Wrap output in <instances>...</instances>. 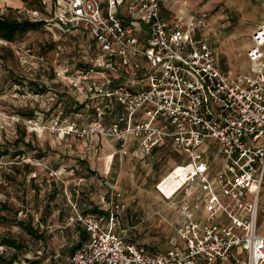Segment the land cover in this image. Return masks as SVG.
I'll return each instance as SVG.
<instances>
[{"label":"built area","instance_id":"1","mask_svg":"<svg viewBox=\"0 0 264 264\" xmlns=\"http://www.w3.org/2000/svg\"><path fill=\"white\" fill-rule=\"evenodd\" d=\"M39 1L49 29L83 42L79 64L62 76L74 111L46 124L40 115L9 119L32 132L110 140L120 157L131 142L143 157L167 146L183 155L170 170L181 180L171 195L163 178L154 187L181 215L169 249L154 253L118 234V201L106 215L72 219L88 239L68 264H264V23L251 34L246 72H235L220 65L204 14L165 20L161 0ZM208 139L221 156L217 173L219 160L202 149Z\"/></svg>","mask_w":264,"mask_h":264},{"label":"rangeland","instance_id":"2","mask_svg":"<svg viewBox=\"0 0 264 264\" xmlns=\"http://www.w3.org/2000/svg\"><path fill=\"white\" fill-rule=\"evenodd\" d=\"M169 1L189 15L204 14L209 23V41L221 65L246 72L245 53L251 34L264 23V0ZM44 12L36 4L23 3L15 8L10 3H0V14L43 23L39 30L18 36L12 43L0 40V151L6 149L5 142L10 143L8 154L0 155V202L7 201L18 210L20 219L30 215L34 224L41 217L45 221L40 226L43 239L38 241L22 233L12 215L0 213L6 217L0 222V234L16 237L25 249L17 253L14 264H68L71 247L78 240L72 217L91 208L110 211L118 201L124 208L119 213L121 227L116 232L121 235L126 231L132 240L163 253L175 235L178 209L163 202L154 187L175 164H180V152L167 146L129 161L126 156L120 159L112 155L114 146L110 140L94 138L85 142L61 138L48 130L32 132L23 122L9 119L32 112L46 124L59 111H74L76 95L69 91L62 76L71 74L79 64L84 55L83 42L79 34L49 29L51 17ZM33 87L42 91L36 95ZM23 132L31 147L11 144ZM208 148L219 160L214 165L217 173L221 162V156L216 154L217 143L206 140L202 149ZM20 151L24 153L18 155ZM109 154L113 158L106 163ZM258 224L264 234V187ZM3 252L7 257L12 251Z\"/></svg>","mask_w":264,"mask_h":264},{"label":"trees","instance_id":"3","mask_svg":"<svg viewBox=\"0 0 264 264\" xmlns=\"http://www.w3.org/2000/svg\"><path fill=\"white\" fill-rule=\"evenodd\" d=\"M20 1L25 4H30V5L36 4V6H41L40 1L38 0H20ZM42 25H43L42 22L31 21L29 19L19 20L16 17H10L8 15L0 14V40H3L8 43H12L15 41V39L18 36H22L31 31H37L42 27ZM32 85L34 86L35 84ZM32 91L34 92V94H39V92L42 90L33 87ZM19 115L23 118L34 117V114L32 112L20 113ZM24 132L20 134L11 144L15 146H19L20 144H22L26 148L31 147L30 143L25 142L24 140ZM9 145H10L9 142L4 143L6 149L4 151H0V155L3 156L8 154L7 148L9 147ZM1 148L2 147L0 146V149ZM21 153H24V151H20L18 155H20ZM25 167L27 166L25 165ZM28 171L30 172L31 170ZM2 212H5L6 215H12L14 225H16V227L19 228L22 233H24L31 239L38 241H41L43 239L44 234L40 230V226L45 221L42 217L35 224L33 223V217H31L30 215H27V217L24 219H20L17 217L18 210L13 209L7 201L0 202V213ZM79 214L84 218H96L99 216L106 215L107 212L103 210H99L97 208H91L90 211H87L84 214L80 212ZM75 216L76 214L72 217V219H74ZM5 220L6 217L0 215V222H3ZM72 222H74V224L77 226L76 229L78 232V240L71 247V252L73 253L77 248L81 246V244L87 241L88 235L85 229L83 228V226L79 222L76 221H72ZM0 249L2 250L0 252V264H14L18 258L17 253L25 250L22 243L16 237L8 234L7 235L0 234ZM3 250L4 251L10 250L12 252H10V255L6 257Z\"/></svg>","mask_w":264,"mask_h":264},{"label":"crops","instance_id":"4","mask_svg":"<svg viewBox=\"0 0 264 264\" xmlns=\"http://www.w3.org/2000/svg\"><path fill=\"white\" fill-rule=\"evenodd\" d=\"M4 2L10 3L15 8H18L19 6H21L23 4L20 0H0V3L1 4H3ZM161 13H162V17L165 20H170L174 16H180V17H183V18H188L189 16H191L188 13H186L185 10L182 9L181 7H177V6L170 5V1L169 0H161ZM220 65H221V63H220ZM222 67H224V66H222ZM224 68H227V67H224ZM113 156H112V158H113ZM133 157L139 158V157H142V155L137 150H135V146H133V143L131 142V144L129 146V153H128V155L125 158H127L129 161H133ZM105 159H106V163H110V161H111V158L110 157H106ZM120 159H122V157H120ZM107 168H108V164H107ZM159 198L163 202L168 203L169 205H172V203L170 204V202L163 200L160 196H159ZM156 201H158L157 198H156ZM128 216L129 215H126V217H125L126 220L129 219ZM180 221H181V215L178 212V220L176 221V223L177 222H180ZM126 233L127 232L125 231L124 234H123L126 237V239L129 240L130 242H133V240L131 238L127 237V234ZM175 237L176 236L174 235V237H171L169 239V241L167 242V244H169V246L166 248V250L169 249L170 242L173 241L175 239ZM135 242H137V241H135ZM146 246L148 247V249L151 252L160 253L158 250H156V248L154 246H149V245H146ZM165 251H163V252H165Z\"/></svg>","mask_w":264,"mask_h":264},{"label":"bare ground","instance_id":"5","mask_svg":"<svg viewBox=\"0 0 264 264\" xmlns=\"http://www.w3.org/2000/svg\"><path fill=\"white\" fill-rule=\"evenodd\" d=\"M107 157H110L112 160L111 154L107 155ZM177 172L178 170H176V172H173V173L169 171L168 174L165 175V177L163 176V183L160 185V188H163L164 186L167 187V190H164L167 197L171 195L170 193L174 188V186H169V185L173 183L174 181L177 183V184L175 183V185H179L181 183L180 179H175V177L177 176L176 175Z\"/></svg>","mask_w":264,"mask_h":264}]
</instances>
